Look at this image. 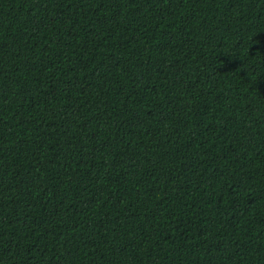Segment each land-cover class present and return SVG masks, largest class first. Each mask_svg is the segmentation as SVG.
I'll use <instances>...</instances> for the list:
<instances>
[{"label": "trees", "instance_id": "obj_1", "mask_svg": "<svg viewBox=\"0 0 264 264\" xmlns=\"http://www.w3.org/2000/svg\"><path fill=\"white\" fill-rule=\"evenodd\" d=\"M0 264H264V0H0Z\"/></svg>", "mask_w": 264, "mask_h": 264}]
</instances>
